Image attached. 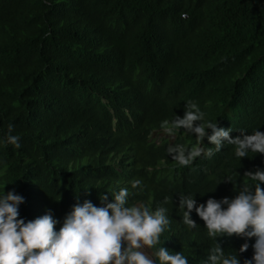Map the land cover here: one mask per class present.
<instances>
[{
	"label": "trees",
	"instance_id": "16d2710c",
	"mask_svg": "<svg viewBox=\"0 0 264 264\" xmlns=\"http://www.w3.org/2000/svg\"><path fill=\"white\" fill-rule=\"evenodd\" d=\"M188 102L231 138L264 132V0H0V141L9 124L20 137L0 142V187L24 198L20 217L50 214L58 230L73 205L127 188L129 205L167 209L170 254L205 264L218 243L243 264L255 238L214 241L194 209L189 230L179 204L251 189L245 173L264 171V155L238 159L222 141L178 166L167 147L190 148L195 134L152 135Z\"/></svg>",
	"mask_w": 264,
	"mask_h": 264
},
{
	"label": "clouds",
	"instance_id": "9594fccd",
	"mask_svg": "<svg viewBox=\"0 0 264 264\" xmlns=\"http://www.w3.org/2000/svg\"><path fill=\"white\" fill-rule=\"evenodd\" d=\"M160 128L156 132L169 135L171 138L164 137L169 141H173L180 129L195 134L196 143L190 148L176 145L166 149L168 154L174 153L172 160L180 167L191 165L202 153L211 158L220 150L222 141L235 146L234 156L238 159L250 153L264 155V132L255 129L242 138H231V128L218 127V121L206 120L205 113L194 102L186 103L182 117L175 115L171 121H161ZM12 130L13 125L9 124L8 134L0 142L19 148L20 137L13 135ZM205 137L214 150L208 142L200 147ZM245 176L254 182L251 189L246 183L232 199L208 198L205 203L197 204L191 195L182 194L179 204L182 223L189 230L197 228L190 218L194 209L204 222L207 236L214 241L217 237L233 235L246 241L255 238L251 245L253 254L243 264H264V171L248 172ZM6 184L0 187V264H188L184 254H170L160 246L161 236L170 226L165 215L167 209L157 207L152 211L147 206L129 205L127 188L108 192L113 202L104 206H95L89 200L73 205L57 230L58 221L50 214L32 220L20 217L19 206L24 198L12 191L5 193ZM140 185V180H134L131 187L137 189ZM107 199V194L100 196L102 202ZM169 199L165 196L163 203L168 204ZM248 248L249 244L243 243L239 253ZM205 264H241V260L237 252L226 254L214 243Z\"/></svg>",
	"mask_w": 264,
	"mask_h": 264
},
{
	"label": "rangeland",
	"instance_id": "374dc122",
	"mask_svg": "<svg viewBox=\"0 0 264 264\" xmlns=\"http://www.w3.org/2000/svg\"><path fill=\"white\" fill-rule=\"evenodd\" d=\"M164 137H170V136L164 132H156L152 135V139L155 140L156 142H160L162 138ZM148 251H149V254L151 255V250H148ZM152 258L154 259V256H152Z\"/></svg>",
	"mask_w": 264,
	"mask_h": 264
}]
</instances>
